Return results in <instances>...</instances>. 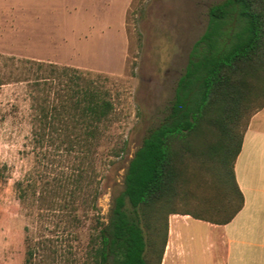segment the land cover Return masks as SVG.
<instances>
[{
    "label": "trees",
    "instance_id": "trees-1",
    "mask_svg": "<svg viewBox=\"0 0 264 264\" xmlns=\"http://www.w3.org/2000/svg\"><path fill=\"white\" fill-rule=\"evenodd\" d=\"M24 60L36 70L34 163L14 185L41 226L52 218L50 234L39 227L26 235L24 264H161L170 213L225 223L242 207L234 162L252 114L264 106V0L208 7L167 112L128 159L107 221L98 216L101 178L125 147L100 153L114 109L110 77ZM84 227L79 254L73 242Z\"/></svg>",
    "mask_w": 264,
    "mask_h": 264
},
{
    "label": "rangeland",
    "instance_id": "rangeland-1",
    "mask_svg": "<svg viewBox=\"0 0 264 264\" xmlns=\"http://www.w3.org/2000/svg\"><path fill=\"white\" fill-rule=\"evenodd\" d=\"M218 1L0 0V264H24L26 235L39 227L48 235L52 227V218L41 226L32 202L23 205L14 185L34 163L30 80L36 70L24 58L110 77L114 109L100 153L114 144L125 147L101 178L98 216L107 221L128 159L166 114L208 7ZM80 236L73 242L79 254L87 227ZM189 251L180 260H189ZM195 255L202 261L205 254L200 247Z\"/></svg>",
    "mask_w": 264,
    "mask_h": 264
},
{
    "label": "crops",
    "instance_id": "crops-1",
    "mask_svg": "<svg viewBox=\"0 0 264 264\" xmlns=\"http://www.w3.org/2000/svg\"><path fill=\"white\" fill-rule=\"evenodd\" d=\"M234 172L243 192L242 207L225 223L170 213L161 264H264V106L249 120ZM200 247L202 261L195 257ZM187 249L189 260H180Z\"/></svg>",
    "mask_w": 264,
    "mask_h": 264
}]
</instances>
